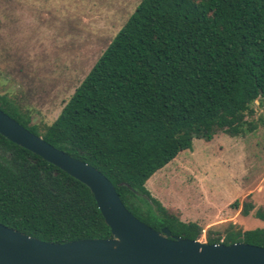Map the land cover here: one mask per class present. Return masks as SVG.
Here are the masks:
<instances>
[{
    "label": "trees",
    "instance_id": "obj_1",
    "mask_svg": "<svg viewBox=\"0 0 264 264\" xmlns=\"http://www.w3.org/2000/svg\"><path fill=\"white\" fill-rule=\"evenodd\" d=\"M264 116V0H140L49 124L0 94L31 132L104 174L140 221L200 239L145 186L193 138L242 136ZM259 121L262 117L258 118ZM231 207L248 215L251 194ZM253 214L264 220V206ZM0 223L44 241L111 237L89 187L0 134ZM205 240L264 247V228L226 222Z\"/></svg>",
    "mask_w": 264,
    "mask_h": 264
},
{
    "label": "rangeland",
    "instance_id": "obj_2",
    "mask_svg": "<svg viewBox=\"0 0 264 264\" xmlns=\"http://www.w3.org/2000/svg\"><path fill=\"white\" fill-rule=\"evenodd\" d=\"M140 0H0V94L51 123ZM248 119L257 128L242 136L193 138L145 182L152 196L204 229L231 221L264 228L253 214L264 206V116L258 102ZM259 117L262 120L259 121ZM247 194L248 215L231 207Z\"/></svg>",
    "mask_w": 264,
    "mask_h": 264
},
{
    "label": "water",
    "instance_id": "obj_3",
    "mask_svg": "<svg viewBox=\"0 0 264 264\" xmlns=\"http://www.w3.org/2000/svg\"><path fill=\"white\" fill-rule=\"evenodd\" d=\"M0 134L66 171L92 192L111 237L44 241L0 223V264H264V247L171 235L136 218L99 170L53 146L0 108Z\"/></svg>",
    "mask_w": 264,
    "mask_h": 264
},
{
    "label": "built area",
    "instance_id": "obj_4",
    "mask_svg": "<svg viewBox=\"0 0 264 264\" xmlns=\"http://www.w3.org/2000/svg\"><path fill=\"white\" fill-rule=\"evenodd\" d=\"M202 232H204V229H202Z\"/></svg>",
    "mask_w": 264,
    "mask_h": 264
}]
</instances>
